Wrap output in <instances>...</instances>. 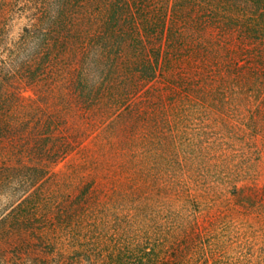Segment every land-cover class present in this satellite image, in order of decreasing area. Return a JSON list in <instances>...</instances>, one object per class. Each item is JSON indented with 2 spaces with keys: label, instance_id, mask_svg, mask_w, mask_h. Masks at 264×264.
<instances>
[{
  "label": "trees",
  "instance_id": "obj_1",
  "mask_svg": "<svg viewBox=\"0 0 264 264\" xmlns=\"http://www.w3.org/2000/svg\"><path fill=\"white\" fill-rule=\"evenodd\" d=\"M218 88L264 112V0H0V177L33 187L0 209L9 245L41 264H256L164 191L174 110ZM67 157L75 190L56 200L39 185Z\"/></svg>",
  "mask_w": 264,
  "mask_h": 264
},
{
  "label": "rangeland",
  "instance_id": "obj_2",
  "mask_svg": "<svg viewBox=\"0 0 264 264\" xmlns=\"http://www.w3.org/2000/svg\"><path fill=\"white\" fill-rule=\"evenodd\" d=\"M16 22L12 34L22 24ZM20 80L21 84L17 82L16 86L24 94H32L30 83ZM259 100L260 93L254 91L218 88L192 98L185 111L175 109L174 149L167 171L171 183L164 191L173 198L170 206L197 213L201 222L215 223L226 243L231 242L230 252H242L253 257L256 264H264V129L260 127L264 112L256 107ZM106 116H88V121L90 124L94 121L95 128L96 123L107 120ZM82 121L77 115L69 117L73 129H78ZM91 129L93 126L80 135L81 141L89 140ZM73 163L74 158L67 157L48 164L55 176L42 182L39 189L56 200L63 193L73 192V184L77 182ZM0 178L3 180L0 209L11 204L17 190L33 188L28 187L31 179L25 173L10 172ZM108 201L114 206L119 204L112 199ZM4 230V233L0 231V264H41L42 260H55L18 245L11 247L9 244L17 235L10 227ZM61 262L86 264L87 261L66 257Z\"/></svg>",
  "mask_w": 264,
  "mask_h": 264
}]
</instances>
